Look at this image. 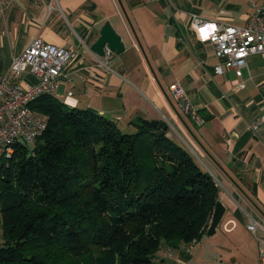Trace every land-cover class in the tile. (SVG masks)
<instances>
[{
    "label": "crops",
    "instance_id": "0c3cea01",
    "mask_svg": "<svg viewBox=\"0 0 264 264\" xmlns=\"http://www.w3.org/2000/svg\"><path fill=\"white\" fill-rule=\"evenodd\" d=\"M254 12L248 0L0 2V75L12 83H37L29 70L19 76L10 71L13 59L35 38L74 48L72 79L53 93L60 101L63 96L66 103L72 93V107L128 123L137 116L167 123L218 178L226 213L216 234L206 233L189 253L183 246L164 247L153 264L198 252L199 264H261V246L248 223L264 221V56L248 58L240 79L244 86L236 89L235 72L215 73V46L201 42L191 26L194 14L244 26ZM108 22L126 46L113 55L111 71L96 67L92 51ZM173 85H180L179 97ZM254 122H259L255 130Z\"/></svg>",
    "mask_w": 264,
    "mask_h": 264
},
{
    "label": "trees",
    "instance_id": "16d2710c",
    "mask_svg": "<svg viewBox=\"0 0 264 264\" xmlns=\"http://www.w3.org/2000/svg\"><path fill=\"white\" fill-rule=\"evenodd\" d=\"M31 109L47 129L1 156L0 264H153L208 232L221 189L169 128L127 132L52 93Z\"/></svg>",
    "mask_w": 264,
    "mask_h": 264
},
{
    "label": "built area",
    "instance_id": "2783aa9c",
    "mask_svg": "<svg viewBox=\"0 0 264 264\" xmlns=\"http://www.w3.org/2000/svg\"><path fill=\"white\" fill-rule=\"evenodd\" d=\"M248 1L254 6L255 12L244 26L208 21L197 14L191 20L197 38L215 46L219 60L215 73L223 75L229 71L235 72L236 89L244 86L240 79L248 67V58L253 55L264 56V2L257 5L254 0ZM114 54L106 48L104 56L95 55L96 67L111 71ZM76 58L74 48H65L42 38H35L23 54L13 59L10 71L19 76L29 70L37 77V83H12L5 75H0V148L4 156H12L17 142L34 143L45 132L47 118L32 110L31 103L45 94H53L63 80L72 79L68 68ZM171 89L177 97L182 93L180 85H173ZM71 95L72 93L66 98L67 104ZM258 124L259 122H254L252 129L255 130ZM211 175L219 185L218 178L212 173ZM248 230L259 240L260 260L264 264V221L250 218ZM195 244L193 242L183 246V250L189 253Z\"/></svg>",
    "mask_w": 264,
    "mask_h": 264
},
{
    "label": "water",
    "instance_id": "95a60500",
    "mask_svg": "<svg viewBox=\"0 0 264 264\" xmlns=\"http://www.w3.org/2000/svg\"><path fill=\"white\" fill-rule=\"evenodd\" d=\"M106 48L117 54H122L126 50L125 43L122 40L121 35L116 31L110 22L106 23L100 33V38L92 46V51L98 56H104ZM134 124L140 128L150 129H168V125H164V122L159 120H146L137 116L133 120ZM226 213V207L219 201L216 205L215 211L212 216L210 226L207 234L214 236L217 232Z\"/></svg>",
    "mask_w": 264,
    "mask_h": 264
},
{
    "label": "rangeland",
    "instance_id": "374dc122",
    "mask_svg": "<svg viewBox=\"0 0 264 264\" xmlns=\"http://www.w3.org/2000/svg\"><path fill=\"white\" fill-rule=\"evenodd\" d=\"M61 101L63 102L64 101V97L62 96V98H61ZM176 114H178L177 112H176ZM164 119V121H168V120H166L165 118H163ZM170 121H174L172 118H170ZM117 122L119 123V126H120V128H122L123 130H125V131H127V132H134V128L135 127H132L131 129H129L128 130V128H127V125H129V123L128 122H126L125 120H123V121H118L117 120ZM166 125H168L167 123H165ZM171 124H172V122H171ZM174 125H175V122L173 123ZM168 128H169V130H170V132L171 133H169L168 134V136L171 138V139H175V140H177V141H179L180 143H182V144H185L186 142H184V140H183V138L181 137V135H176V133L175 132H173V127H171L170 125H168ZM186 137V136H185ZM187 144V143H186ZM185 144V145H186ZM34 143H31V144H29V147L30 148H34ZM188 147V146H187ZM189 148V147H188ZM2 154H3V151H2V149L0 148V161H1V156H2ZM1 215H0V236H1V234H2V230H1ZM204 238H206V239H209V238H207V237H204ZM202 258H203V255H202V253H200V252H198L195 256H193L192 255V257L191 258H187V257H185V259L184 260H180V261H175L174 259H166L165 261H163V262H161L162 264H199L201 261H202ZM157 259H155V261H156ZM186 260V261H185ZM154 261V262H155Z\"/></svg>",
    "mask_w": 264,
    "mask_h": 264
}]
</instances>
